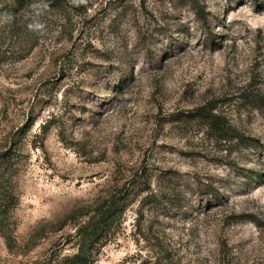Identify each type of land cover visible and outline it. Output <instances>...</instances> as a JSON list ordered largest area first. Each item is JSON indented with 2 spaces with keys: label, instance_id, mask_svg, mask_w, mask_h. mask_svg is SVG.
Returning <instances> with one entry per match:
<instances>
[{
  "label": "rangeland",
  "instance_id": "374dc122",
  "mask_svg": "<svg viewBox=\"0 0 264 264\" xmlns=\"http://www.w3.org/2000/svg\"><path fill=\"white\" fill-rule=\"evenodd\" d=\"M110 198L94 264H264V0H0V264Z\"/></svg>",
  "mask_w": 264,
  "mask_h": 264
},
{
  "label": "trees",
  "instance_id": "16d2710c",
  "mask_svg": "<svg viewBox=\"0 0 264 264\" xmlns=\"http://www.w3.org/2000/svg\"><path fill=\"white\" fill-rule=\"evenodd\" d=\"M211 121L219 126L216 117L212 116ZM124 202V199L110 198L97 205L73 237L74 243L71 244L76 251L63 257L53 254L47 264H94L110 236L121 225L126 206Z\"/></svg>",
  "mask_w": 264,
  "mask_h": 264
},
{
  "label": "clouds",
  "instance_id": "9594fccd",
  "mask_svg": "<svg viewBox=\"0 0 264 264\" xmlns=\"http://www.w3.org/2000/svg\"><path fill=\"white\" fill-rule=\"evenodd\" d=\"M73 2L76 3V4H86L87 0H73ZM29 27L31 28L32 25H29Z\"/></svg>",
  "mask_w": 264,
  "mask_h": 264
}]
</instances>
